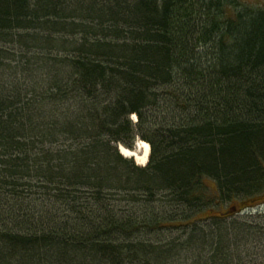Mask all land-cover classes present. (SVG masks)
Listing matches in <instances>:
<instances>
[{
    "label": "trees",
    "instance_id": "1",
    "mask_svg": "<svg viewBox=\"0 0 264 264\" xmlns=\"http://www.w3.org/2000/svg\"><path fill=\"white\" fill-rule=\"evenodd\" d=\"M261 203L263 8L0 0V264L225 259Z\"/></svg>",
    "mask_w": 264,
    "mask_h": 264
},
{
    "label": "rangeland",
    "instance_id": "2",
    "mask_svg": "<svg viewBox=\"0 0 264 264\" xmlns=\"http://www.w3.org/2000/svg\"><path fill=\"white\" fill-rule=\"evenodd\" d=\"M240 2L246 6H257L264 9V0H240ZM78 106L76 104V109ZM131 118L134 121L137 120L135 114H132ZM138 141L140 140L136 141L135 148L139 144ZM211 184L214 186L213 182ZM232 213H234L233 216L227 219V227L230 231H227V227L223 229L224 233L227 234V238L223 239L222 242L226 261L221 256L212 261L204 251L192 258L191 252H188L187 256L190 258L188 262H183L185 259H180V257L185 258L186 253L184 252V254L176 256V259L183 262L182 264H264V204L251 210L248 209L243 212L235 210ZM172 229L174 235L183 231L182 229L178 230V228Z\"/></svg>",
    "mask_w": 264,
    "mask_h": 264
},
{
    "label": "bare ground",
    "instance_id": "3",
    "mask_svg": "<svg viewBox=\"0 0 264 264\" xmlns=\"http://www.w3.org/2000/svg\"><path fill=\"white\" fill-rule=\"evenodd\" d=\"M139 144L135 149L128 148L123 144H120V151L126 157H132L140 165H146L148 162L151 145L148 141L138 138Z\"/></svg>",
    "mask_w": 264,
    "mask_h": 264
}]
</instances>
